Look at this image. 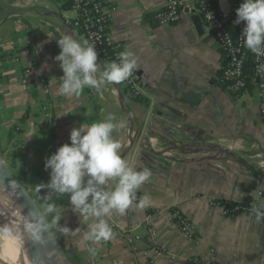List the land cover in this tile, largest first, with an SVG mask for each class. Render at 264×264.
Masks as SVG:
<instances>
[{
	"label": "crops",
	"instance_id": "crops-1",
	"mask_svg": "<svg viewBox=\"0 0 264 264\" xmlns=\"http://www.w3.org/2000/svg\"><path fill=\"white\" fill-rule=\"evenodd\" d=\"M64 3L0 0V155L25 189L45 205L58 206L63 226L79 229L75 235L68 232L75 264H192V258L204 264H264V227L248 214L227 217L212 203L250 199L264 185L258 90L251 86L237 95L216 83L222 53L211 37L206 40L205 27V34H198L191 4L177 23L165 25L155 14L167 0H116L110 34L135 55L142 94L132 98L123 81L104 83L99 90L85 87L79 96L62 95L63 71L54 59L60 52L57 40L66 34L87 40L76 11ZM111 62L98 53L97 78ZM109 115L125 125L113 132L121 144L119 155L151 176L123 215L113 211V238L84 242L94 218L75 212L68 194L37 186L49 182L46 158L70 143L73 128ZM18 142L24 147L14 150ZM144 196L150 203L141 209L137 205ZM172 207L188 219L195 236L180 231L170 216ZM114 224L144 236L154 227L158 234L151 242L164 250L150 249L152 256H146ZM40 236L57 264L55 242L45 229ZM173 252L179 254L175 259Z\"/></svg>",
	"mask_w": 264,
	"mask_h": 264
},
{
	"label": "clouds",
	"instance_id": "clouds-1",
	"mask_svg": "<svg viewBox=\"0 0 264 264\" xmlns=\"http://www.w3.org/2000/svg\"><path fill=\"white\" fill-rule=\"evenodd\" d=\"M241 22H244L241 33L244 45L258 57L264 56V0H242L236 9L234 23ZM57 44L60 52L54 59L60 62L63 71L59 79V93L62 95L79 96L85 87L99 90L104 83L119 84L137 69L135 55L126 50L119 54V63H109L97 78L100 65L95 44L67 34L58 39ZM114 120L115 117L109 115L106 120L73 128L70 143L63 144L46 158L45 169L51 170L49 182L37 186L38 190L46 187L59 194H68L75 212L84 219L94 218L89 231L83 235L84 242L99 243L113 238L114 232L109 224L113 211L123 215L137 198V190L151 176L147 168L136 170L129 167L119 155L121 144L113 138V132L125 125ZM149 203L150 197L144 196L137 206L143 209ZM253 211L258 220L264 216L255 208ZM45 212L56 213L50 223L39 217L23 225L24 232L34 240H40L45 228L59 226L58 206L46 203ZM13 230V225H0V233L11 235ZM60 231L75 235L79 229L63 226ZM89 252L94 254L95 250L89 248Z\"/></svg>",
	"mask_w": 264,
	"mask_h": 264
},
{
	"label": "built area",
	"instance_id": "built-area-1",
	"mask_svg": "<svg viewBox=\"0 0 264 264\" xmlns=\"http://www.w3.org/2000/svg\"><path fill=\"white\" fill-rule=\"evenodd\" d=\"M200 15L204 27L211 35L212 40L222 53L225 65L221 66L222 82L237 95L242 94L249 87H255L260 94V118L264 123V56L252 53L243 43L241 37L244 22L234 23L236 9L242 0H167L166 7L155 14L161 24L177 23L187 4ZM71 7L76 11V24L85 34L90 44H95L98 53L102 54L107 48L112 49V61L119 63V54L123 52L122 44L115 41L110 34V22L118 9L116 0H70ZM251 59V67L247 62ZM251 69V70H250ZM29 83L30 78H24ZM126 89L132 98L142 94V80L137 69L124 81ZM47 91V90H46ZM214 205L222 208L227 217L239 214H248L264 227V216L257 219L253 208L264 213V185L250 199L244 200H212ZM152 214V212H150ZM170 216L178 228L189 237L195 236L194 229L188 219L179 211L171 210ZM118 233L128 238L131 243L138 245L146 256H152L150 249L156 253L164 250L163 247L151 242L157 236V230L148 227V236L134 234L126 227L112 225ZM178 252L172 253V258L178 257ZM192 264H204L198 258L191 259Z\"/></svg>",
	"mask_w": 264,
	"mask_h": 264
},
{
	"label": "water",
	"instance_id": "water-1",
	"mask_svg": "<svg viewBox=\"0 0 264 264\" xmlns=\"http://www.w3.org/2000/svg\"><path fill=\"white\" fill-rule=\"evenodd\" d=\"M192 12L197 32L200 36H203L205 34L203 21L195 9H192ZM210 37L209 34L206 40ZM0 186V194L4 195L14 207L22 209L31 218L43 217L45 223L51 222L54 215L45 212V204L26 191L2 160H0ZM60 227H63V225L59 222V226L45 228V231L48 232L58 248L61 264H75L76 252L73 243L69 234L60 231Z\"/></svg>",
	"mask_w": 264,
	"mask_h": 264
},
{
	"label": "bare ground",
	"instance_id": "bare-ground-1",
	"mask_svg": "<svg viewBox=\"0 0 264 264\" xmlns=\"http://www.w3.org/2000/svg\"><path fill=\"white\" fill-rule=\"evenodd\" d=\"M0 195V221H2V225L9 224L14 226L11 235L1 234L4 237V250L2 253L13 258L20 254L22 247L25 254V264H52L53 261L48 257L47 253V248L49 249L50 247H48L46 241L42 239L39 241L34 240L22 228L19 229V225L23 227L26 223L25 220L28 221L33 218L25 214L22 209L20 210L14 207L5 197L3 198L2 194ZM53 260L55 263L61 264L60 254L56 253Z\"/></svg>",
	"mask_w": 264,
	"mask_h": 264
},
{
	"label": "rangeland",
	"instance_id": "rangeland-1",
	"mask_svg": "<svg viewBox=\"0 0 264 264\" xmlns=\"http://www.w3.org/2000/svg\"><path fill=\"white\" fill-rule=\"evenodd\" d=\"M15 146V148H14V150H16V149H18V148H22V146L24 147V144L22 143V142H18L16 145H14ZM23 149V148H22ZM1 154V153H0ZM0 160H2L3 161V163L4 164H6V162H5V160L1 157V155H0ZM6 166H7V164H6ZM8 167V166H7ZM10 170V169H9ZM12 173V172H11ZM13 174V173H12ZM17 175L18 176H20L19 175V173H17ZM13 176L18 180V178L13 174ZM20 182V181H19ZM23 185V184H22ZM24 186V185H23ZM24 188H25V186H24ZM26 191L27 192H29L30 193V191L28 190V189H26ZM1 196V195H0ZM5 196L3 195V198H4ZM6 198V197H5ZM7 199V198H6ZM45 202V201H44ZM25 222H27V220H25ZM3 223H2V221H0V225H2ZM20 227H19V229H23V227L21 226V225H19ZM1 234L2 233H0V264H25V254H24V251H23V248L21 247V249H20V254L19 255H17L16 257H13V258H10L8 255H6V254H3L2 252H3V245H4V237H2L1 236ZM3 238V239H2ZM39 241V240H38ZM2 249V250H1ZM8 258H9V260H8ZM22 261H21V260ZM18 260H19V262H18ZM9 261V262H8ZM13 263H12V262ZM8 262V263H7Z\"/></svg>",
	"mask_w": 264,
	"mask_h": 264
},
{
	"label": "trees",
	"instance_id": "trees-1",
	"mask_svg": "<svg viewBox=\"0 0 264 264\" xmlns=\"http://www.w3.org/2000/svg\"><path fill=\"white\" fill-rule=\"evenodd\" d=\"M61 1L65 2V3H64V6H65V7L67 6V4H70V0H61ZM70 5H71V4H70ZM102 54H103L104 56L110 58L111 60H112V58H113V55H112V49H111V48H107ZM223 65H225V60L222 61V66H223ZM247 66H248V68L251 67V59L247 62ZM250 70H251V69H250ZM221 73H222V71L219 70V80H218L216 83H217L218 85H220L222 88H225V87H227V83L222 82V78H221V75H222V74H221ZM27 117H28V113L26 112V113L23 115V117L21 118L22 122H23ZM14 128L17 129V125H15ZM171 210H178V209H176L175 207H172ZM148 212L150 213V212H153V211H152V210H148Z\"/></svg>",
	"mask_w": 264,
	"mask_h": 264
}]
</instances>
